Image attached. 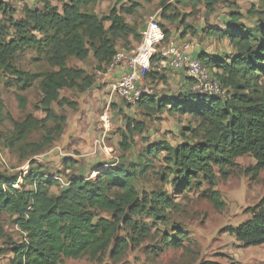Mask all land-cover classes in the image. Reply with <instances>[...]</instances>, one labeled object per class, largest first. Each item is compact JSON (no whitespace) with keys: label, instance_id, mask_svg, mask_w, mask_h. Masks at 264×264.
I'll use <instances>...</instances> for the list:
<instances>
[{"label":"trees","instance_id":"trees-1","mask_svg":"<svg viewBox=\"0 0 264 264\" xmlns=\"http://www.w3.org/2000/svg\"><path fill=\"white\" fill-rule=\"evenodd\" d=\"M39 0L40 6L23 8V16L14 17V11L0 0V124L9 121L12 129L4 139L10 150L27 149L41 153L54 138L61 135L66 123L63 114H57L53 103L67 102L62 90L85 92L96 83L92 73L67 66L69 58L84 61L90 56L96 70H103L123 42L131 36L136 45L141 33L128 24L112 7L106 15L98 16L91 10L99 0ZM179 4H202L207 13L228 0H176ZM161 17L170 21L178 15H168L172 6L161 3ZM135 11L134 8L129 9ZM255 18L252 25L241 22L244 15L238 11L228 14L225 26L213 27L207 35L227 39L233 52L225 55L201 50L197 57L218 81L223 96L201 93L187 88L178 93H144L137 105L147 114L166 112L169 115H187L197 125L185 126L184 140L172 146L166 141L150 144L145 149L142 163H101L93 168L95 177L71 174L63 181L60 173H49L35 160L28 162L24 173L0 171V214L12 218L19 228L21 240L7 238L0 246V256L10 252L8 264H63L65 259L87 256L90 261L103 262L107 257L120 261L126 252L137 246L160 225L163 229L153 253L168 248H183L189 238L179 223L170 221V212L178 209L175 198L194 190L221 210L224 206L220 192L215 188L217 177L228 179L238 168L236 159L250 156L255 164L245 172L255 177L264 169V9L247 11ZM184 17V15H182ZM185 24V17L180 19ZM166 37L168 29L159 23ZM34 55V61L44 63L46 69L30 72L20 64L25 53ZM153 58L144 78L163 79ZM36 86L40 94L43 118L27 114L21 121L4 114L2 92L13 88L16 92ZM24 109L26 98L16 94ZM36 129L44 131L40 143L27 142ZM121 131L120 147H131L133 134H142L145 124L126 119ZM148 137H144L146 139ZM164 151V152H163ZM165 170L160 179L170 184L165 191H139L138 179L161 153ZM217 170V173L215 172ZM59 187L56 194L50 189ZM249 217L236 225L224 228L246 248L264 244V195L253 206L247 207ZM199 264H221L201 261Z\"/></svg>","mask_w":264,"mask_h":264},{"label":"rangeland","instance_id":"rangeland-1","mask_svg":"<svg viewBox=\"0 0 264 264\" xmlns=\"http://www.w3.org/2000/svg\"><path fill=\"white\" fill-rule=\"evenodd\" d=\"M14 11V17L23 16L25 6L37 7L39 0H2ZM52 2L61 8V4ZM172 6L168 15H178V19L170 21L161 17L163 7L161 3ZM112 7H116L125 21L132 25L139 33L145 28L148 20L156 19L168 29V38L178 43L188 42L192 50H204L207 53L225 55L233 52V48L227 39H220L216 35L209 36L206 31L216 27L225 26L228 14L238 11L244 18L241 22L251 26L254 19L247 11L254 7L264 9V0H228L220 5L216 12L209 14L202 4H179L176 0H99L91 6V10L98 16L106 15ZM134 8L135 11L129 9ZM1 15V14H0ZM185 17V24L180 19ZM179 40L181 42H179ZM127 45L136 46L133 38H127ZM123 42L118 41V49H123ZM125 50V49H124ZM34 55L25 53L20 60L24 70L34 72L46 69L44 63L35 62ZM67 66L84 69L94 74L95 61L90 56L84 61L69 58ZM163 79L154 80L144 78L141 89L146 93L163 94L178 93L184 90V78L178 71L161 70ZM181 77V78H180ZM96 83L85 92L62 90L61 96L67 99L61 105L53 103L57 114L66 117L61 135L54 138L52 143L44 148L41 153L32 154L28 149L22 155L20 149L10 150L4 145V139L8 137L12 125L9 121L0 124V171L7 169L8 173H24L28 162L35 160L49 173H60L63 181L71 174H82L84 177H95L93 168L101 163H124L134 161L142 163L145 149L152 143L166 141L175 146L184 138L182 133L185 126L194 127L197 121L187 115H169L166 112L147 114L137 104H129L119 95L112 93L111 84L96 78ZM16 94L25 96L26 105L22 109L16 99ZM4 114L14 121H21L27 114L37 118L45 116L40 108V94L36 86L28 90L16 92L13 88L4 89L2 92ZM108 111L111 128L105 133L102 130L101 116ZM134 119L145 124V131L140 134L135 132L129 150L124 151L120 147L122 140L121 131H125L126 119ZM44 131L34 130L27 142L40 143ZM144 137H148L144 139ZM164 152V151H163ZM159 154L153 158L147 172L138 179L139 191H165L170 194V184L163 182L160 175L165 169V163ZM238 168L228 177L220 179L217 170V182L215 188L220 192L224 206L221 210L214 207L213 203L201 196L200 191H192L175 198L178 209L170 212V221L179 223L189 237L184 242V247L168 248L164 252L153 253L154 246L158 245L159 234L163 229L170 232L169 226L160 225L153 229L152 234L143 242L129 249L125 256L118 262L105 258L104 261H90L87 256L79 259H65L63 264H199L201 261H215L221 264H264V244L242 247L235 237L225 232L224 228L236 225L249 217L247 207L253 206L264 195V169L255 177H251L245 170L253 166L255 161L250 156L236 159ZM59 187L50 189L51 194H56ZM7 238L16 242L21 240L19 228L13 223L12 218L6 214H0V246L6 244ZM11 260L10 252L0 256V264H8Z\"/></svg>","mask_w":264,"mask_h":264},{"label":"built area","instance_id":"built-area-1","mask_svg":"<svg viewBox=\"0 0 264 264\" xmlns=\"http://www.w3.org/2000/svg\"><path fill=\"white\" fill-rule=\"evenodd\" d=\"M153 58L157 69L182 72L192 81L191 89L201 93L223 96L224 91L209 73L207 67L197 55L192 53V46L188 42L177 43L166 37L156 19L147 21L141 31V41L131 50L117 49L108 65L103 70H96L94 76L104 79L118 66L127 65V71L111 84V91L126 100L129 104H136L146 90L141 89L142 80L150 69ZM102 130L110 131L111 122L108 111L101 116Z\"/></svg>","mask_w":264,"mask_h":264},{"label":"crops","instance_id":"crops-1","mask_svg":"<svg viewBox=\"0 0 264 264\" xmlns=\"http://www.w3.org/2000/svg\"><path fill=\"white\" fill-rule=\"evenodd\" d=\"M172 38V37H171ZM179 42H181L180 40H179ZM178 43V42H177ZM201 50H199V51H193L192 50V53L193 54H195V55H197L199 52H200ZM127 71V65H126V63H123V64H121L120 66H118L108 77H105L104 79H102V80H104V81H107V82H112V81H115L117 78H119L122 74H124L125 72ZM180 74V76H182V78H184V82L182 83V84H184V88H187V81H186V77L183 75V73H179ZM181 78V77H180Z\"/></svg>","mask_w":264,"mask_h":264}]
</instances>
